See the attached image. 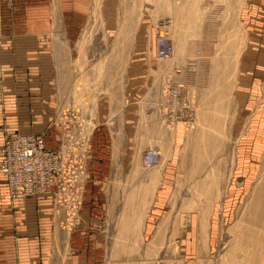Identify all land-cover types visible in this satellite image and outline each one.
Masks as SVG:
<instances>
[{"label":"rangeland","instance_id":"rangeland-1","mask_svg":"<svg viewBox=\"0 0 264 264\" xmlns=\"http://www.w3.org/2000/svg\"><path fill=\"white\" fill-rule=\"evenodd\" d=\"M257 1L258 5L251 0L88 1L84 27L76 39L78 44L85 45L81 54L83 70L63 65L58 80L59 87L62 85L69 93L61 98L64 104L69 102L72 122L69 127L59 125L67 134L63 145L53 150L68 146L81 157L84 175L96 128L89 125V114L74 106L75 100L87 109L92 106L93 97L112 85L105 75L125 74L138 44L156 55L157 37L163 34L175 50L170 62L157 64L153 59L149 72L158 76L152 77L154 87L150 88L157 90L159 100H163L158 111L163 113L165 125H146L148 131L142 136L146 146L140 147L138 159L131 158L132 177L126 183L129 190L116 195L123 198L118 208L127 209L133 218L129 221L137 223L139 218L135 216L145 211L149 219H158V225L140 241L138 223L125 235L119 226L121 217L115 218L109 231V255L100 259L101 264H258L259 249L254 247L252 252L253 233L263 236L257 234L258 225L247 226L243 220L250 218L251 204L264 201V163L255 182L234 176L239 148V130L235 131L234 125H244V137L257 133V127L251 125L257 119L251 103L244 102L243 118L235 109L239 61L247 47L244 14L264 9V0ZM26 21L21 17L19 24ZM60 42L59 38V45ZM74 53L73 62L77 57ZM97 63L100 64L96 73L91 66ZM79 79L84 81L77 84ZM260 87L264 95V82ZM173 94L188 100V106L174 102ZM152 131L158 133L152 135ZM149 148L160 150L161 162L153 170L145 171L142 155ZM171 168L177 174L174 177H168ZM144 175H153V184L137 183L138 177ZM84 178L86 182L87 177ZM43 196H49L56 208L59 230L53 264H61L70 244L68 233L79 223L83 206L77 210L71 201L58 203L54 194ZM189 238L195 249L193 256L186 251ZM246 238L249 245H244L248 243Z\"/></svg>","mask_w":264,"mask_h":264},{"label":"crops","instance_id":"crops-1","mask_svg":"<svg viewBox=\"0 0 264 264\" xmlns=\"http://www.w3.org/2000/svg\"><path fill=\"white\" fill-rule=\"evenodd\" d=\"M88 1L0 0V149L7 133L42 136L51 150L63 145L67 132L59 125H71L72 120L69 102L64 104L62 100L69 93L62 85L59 87L58 80L63 65L83 70L81 54L85 45L78 44L76 39L84 27ZM253 1L258 5L259 1ZM21 17L27 18L26 24H19ZM78 19L79 23L75 21ZM243 21L247 27V47L239 61L235 109L243 118L244 102L251 103L252 113H257L251 125L257 127V133L244 137V125H234V130H239L234 176L255 182L264 163V95L260 87L264 82V9L250 10ZM141 47H135L125 74L105 75L112 85L93 97L92 106L87 109L75 100L74 106L89 114L88 123L96 128V133L87 162L80 220L68 233L70 244L61 264H101L100 259L109 255V231L117 217H121L119 226L125 235L138 223L140 241L158 225V219H149L145 211L135 216L139 218L137 223L129 221L132 216L127 209L118 208L123 198L116 197L129 190L126 183L132 177L131 158L138 159L140 147L146 146L142 137L146 125H165L166 121L158 111L163 100H159L157 90L150 88L154 87L152 77L158 78L156 73H149L154 65L152 60L157 63L155 52ZM74 51L77 57L73 62ZM99 64L91 66L95 72ZM79 81L84 80L79 79L77 84ZM153 132L152 135L158 133ZM169 171L168 177L177 175L174 168ZM152 177L140 176L137 183L153 184ZM47 197L12 201L0 175V264H53L59 228L55 223V205ZM249 211L250 218L243 220L247 223L244 225L261 224L257 226L258 234L264 237V201H255ZM190 239L186 251L193 256L195 249ZM257 256L258 264H264V248L259 249Z\"/></svg>","mask_w":264,"mask_h":264},{"label":"built area","instance_id":"built-area-1","mask_svg":"<svg viewBox=\"0 0 264 264\" xmlns=\"http://www.w3.org/2000/svg\"><path fill=\"white\" fill-rule=\"evenodd\" d=\"M173 56V43L163 34L158 35L156 60L166 63ZM171 99L183 107L189 104L188 100L176 94ZM0 155V175L5 179L12 201L54 194L58 203L71 201L77 210L82 206L86 175L82 170L81 157L68 146L53 151L37 135L9 133L4 138ZM160 161L158 148H149L142 155V165L147 171L158 166Z\"/></svg>","mask_w":264,"mask_h":264},{"label":"bare ground","instance_id":"bare-ground-1","mask_svg":"<svg viewBox=\"0 0 264 264\" xmlns=\"http://www.w3.org/2000/svg\"><path fill=\"white\" fill-rule=\"evenodd\" d=\"M97 12H98V10H97ZM93 18H94V17H93ZM92 23H93V21H92ZM126 38H127V37H126ZM174 51H175V50H174ZM174 53H175V52H174ZM155 59H156V55H155ZM156 61H157V60H156ZM157 62H158V61H157ZM169 62H170V61H169ZM158 63H160V62H158ZM166 63H167V62H166ZM160 162H161V161H160ZM143 168H144V167H143ZM153 169H154V168H153ZM153 169H152V170H153ZM144 170H145V169H144ZM145 171H147V170H145ZM149 171H151V170H149ZM260 208H261V207H260ZM262 220H263V219H262ZM244 221H245V220H244ZM260 225H261V224H260ZM260 225H258V226H260ZM250 227H251V226H250ZM248 228H249V227H248ZM244 229H245V228H244ZM244 229H243V231H245ZM246 229H247V227H246ZM250 229L252 230L253 228H250ZM241 230H242V229H241ZM251 230H250V231H251ZM254 230H255V229H254ZM248 231H249V230H248ZM248 231H247V234L249 233ZM240 232H241V231H240ZM253 232H255V231H253ZM241 233H242V232H241ZM243 234L245 235V233H243ZM247 234H246V236H247ZM251 234H252V232H251ZM253 234H255V237L253 238L254 243H253V246H252V252L254 251V250H253L254 247H256V250H257V249H260V248H261V249L264 248V237L256 236V233H253ZM253 234H252V236H253ZM257 234H258V232H257ZM252 236H250V237H252ZM259 237H260V238H259ZM238 238H239V235H238ZM250 240H251V239H250ZM245 241H248V239L246 238ZM249 242H250V241H248V243H246V244L244 243V245H247V244L249 245ZM240 245H241V244H240ZM238 246H239V245H238ZM241 246H242V245H241ZM243 247H244V249H245L246 246H243ZM248 248H250V250H251V246L248 247ZM56 249H57V248H56ZM59 249H60V248H59ZM246 249H247V247H246ZM248 250H249V249H248ZM237 251H238V250H237ZM245 251H246V250H245ZM258 251H259V250H258ZM247 252L249 253V251H247ZM250 252H251V251H250ZM248 253H246V255H247ZM254 253H255V252H254ZM254 253H252V255H254ZM243 254H245V253H243ZM243 254H241V255H243ZM257 254H258V253H257ZM233 255H234V254H233ZM246 255H245V256H246ZM243 256H244V255H243ZM247 257H248L247 260H249V255H248ZM244 259H245V258H244ZM257 259H258V258H257ZM247 260H246V261H247ZM244 261H245V260H244ZM257 261H258V260H257ZM254 262H255V261H254ZM263 262H264V261H263ZM243 263H244V262H243ZM246 264H247V263H246Z\"/></svg>","mask_w":264,"mask_h":264}]
</instances>
